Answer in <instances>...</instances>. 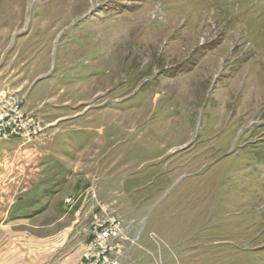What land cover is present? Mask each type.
Wrapping results in <instances>:
<instances>
[{
	"label": "rangeland",
	"instance_id": "1",
	"mask_svg": "<svg viewBox=\"0 0 264 264\" xmlns=\"http://www.w3.org/2000/svg\"><path fill=\"white\" fill-rule=\"evenodd\" d=\"M10 95L0 264H264V0H0Z\"/></svg>",
	"mask_w": 264,
	"mask_h": 264
},
{
	"label": "built area",
	"instance_id": "2",
	"mask_svg": "<svg viewBox=\"0 0 264 264\" xmlns=\"http://www.w3.org/2000/svg\"><path fill=\"white\" fill-rule=\"evenodd\" d=\"M21 101L10 95L0 100V142L28 136L22 128ZM104 210V209H101ZM93 237L86 243L83 264H117L110 252L128 239L114 217L101 218L93 213ZM132 242V241H131Z\"/></svg>",
	"mask_w": 264,
	"mask_h": 264
}]
</instances>
